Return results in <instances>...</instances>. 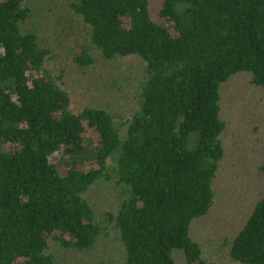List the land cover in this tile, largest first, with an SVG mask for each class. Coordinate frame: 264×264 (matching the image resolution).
<instances>
[{
  "label": "trees",
  "instance_id": "1",
  "mask_svg": "<svg viewBox=\"0 0 264 264\" xmlns=\"http://www.w3.org/2000/svg\"><path fill=\"white\" fill-rule=\"evenodd\" d=\"M60 1L54 44L29 0H0V264H57L53 243L119 245L124 264H209L191 227L215 204L223 85L247 74L264 98V0H161L160 21L150 0ZM61 53L84 69L139 59L128 115L73 107ZM257 173L229 248L240 264H264V157ZM108 188L115 209L92 200Z\"/></svg>",
  "mask_w": 264,
  "mask_h": 264
},
{
  "label": "rangeland",
  "instance_id": "2",
  "mask_svg": "<svg viewBox=\"0 0 264 264\" xmlns=\"http://www.w3.org/2000/svg\"><path fill=\"white\" fill-rule=\"evenodd\" d=\"M29 2L36 8L34 25L45 33L47 41L56 44L54 22L61 11V1ZM160 4L161 0H150V14L156 21H160ZM65 21L66 26L72 24L67 19ZM77 35L75 31L73 38ZM58 59L66 71V86L73 107L95 104L112 111L117 118L128 115L133 103L127 91L132 90L143 69L139 59L129 57L104 64L97 62L88 69L75 65L64 53L57 56L56 61ZM51 66L56 67L55 62ZM249 80V75L238 73L222 87L223 115L228 122V129L222 136L226 155L213 184L215 204L191 227V236L201 244L203 256L209 264H240L229 257L231 241L262 188L257 166L264 157V98ZM92 196L99 208L115 209L117 199L113 188L101 193L94 191ZM51 252L57 257V264H71L72 260L76 264H124L123 250L115 244L84 253H66L53 243Z\"/></svg>",
  "mask_w": 264,
  "mask_h": 264
}]
</instances>
